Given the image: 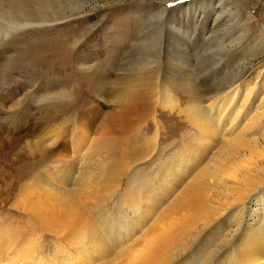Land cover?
Returning <instances> with one entry per match:
<instances>
[{
  "label": "rangeland",
  "instance_id": "obj_1",
  "mask_svg": "<svg viewBox=\"0 0 264 264\" xmlns=\"http://www.w3.org/2000/svg\"><path fill=\"white\" fill-rule=\"evenodd\" d=\"M47 2V5H56V8L60 6V17L37 19L34 22L31 20L29 22L31 25L24 28L12 29L7 35L5 32L0 33V39H7L0 45V73L9 71L14 73L10 75L6 87L3 86V79H0V232L10 235L9 251L14 258L8 262L13 260V264H25L23 256L26 254L34 258L26 264H62V259L64 264H81V259L68 242L51 236L32 224L26 205L34 200L26 196V190L34 183H40L46 189L56 186L59 181L61 182L59 178L61 172L59 173L58 169L63 168L61 165L66 164L64 161L71 158L77 161L76 164L82 165L93 148V143L108 128V118L115 111V106L99 97L101 90H93L90 86L78 87L80 81L78 69L82 66L96 69L100 77L102 75L104 81H107L103 90L108 94L106 96L109 100H113V95H118L123 87H126L128 94L140 90L144 93L151 91L149 88L151 83L147 87L136 83L139 73L143 76L154 74L150 70L154 66L149 62L154 59L153 56L158 50L157 45L150 44L148 51L145 49L129 51L132 41L139 37L144 28L156 30L153 25L156 20L148 23L149 17L147 18V14L144 15L145 12L142 11L147 2L151 3L149 5L159 4L153 8L154 11L166 8L176 19L183 21L182 34L186 32L185 36L188 38L193 57L191 67L187 65L186 58L182 59L186 64H182L185 69L182 70V77L165 76L175 104L171 105L168 100L158 99L153 106L151 105L152 109L145 120L138 123L141 124L137 128L139 131L133 130L136 140H141L139 144H143L147 157L144 154L140 155L141 162L135 164L129 171L132 176L130 181L124 177L109 194V198L106 194L102 195L103 199L96 212L101 224L105 223L112 227V233L106 236L112 247L114 245L112 238L123 234L126 226L131 229L132 222L136 220L135 214L127 205L134 191L137 190L140 196H143L146 190L142 189V186L156 189L158 182L154 177L157 171L164 172L177 161H181L182 156L200 161L206 151L201 165L209 162L215 150H219L223 145V138L229 136L221 135L222 138L209 143V147H206L197 139L199 131L185 120L187 118L185 107L192 102L187 93L189 88L182 80L190 77L191 71H186L188 67L196 72L202 69L201 72L199 70V76L202 77L199 79V85L200 95L203 93L201 102L205 105L211 100L210 95L212 96L218 89L221 78L242 72V78L238 82L242 83V86L230 109L232 116H235L241 107L236 123L240 129L264 96V85L261 87L264 82V0H47ZM191 10L195 13L191 14L192 18L189 19L187 15ZM156 35L148 32L147 37L153 38ZM218 41L221 44L218 45ZM161 51H164L163 46ZM72 52L73 55L70 54L68 62L65 63L67 55ZM160 64L164 66L163 61ZM212 68L215 69L211 72ZM129 72L137 74L134 76L135 80L131 79L126 83L119 79L124 78V73L130 74ZM214 75L216 77L212 79ZM249 82L256 85L255 92L250 98L251 108L242 106L246 83ZM50 130L60 131L56 137L57 142L52 144V140L43 144V147L47 145L48 149L42 153L41 149H36L34 145L42 141ZM160 132L164 136L161 134L157 136L158 146L161 143V147L164 148L161 155L158 146L153 152L150 150L152 148L150 142L143 143L145 139L151 140ZM257 138L258 142L263 143L259 151L262 150L264 153L263 137ZM184 145L187 148H184ZM240 151L239 155L236 154L232 159L233 163H227L226 171L235 177L238 173L236 168L248 165L250 160L260 168L252 169L248 179L255 182V184L250 182L256 187L253 193L259 192L264 188V159H260L261 157L254 153L250 154L247 150H244L245 153L243 151L244 154ZM137 152L135 149L134 153L138 154ZM172 156L176 162L166 165L164 169L159 168L160 163H166ZM188 169H193L192 165H189ZM75 176L77 174L68 188L75 187L77 181ZM179 176L180 174L176 177ZM258 181L261 182V186L257 187ZM48 190L55 192L54 189ZM258 196L259 201L262 200L264 203V191ZM249 204L248 211L251 212L256 208V202ZM237 210L235 207L224 217L221 216L220 225L226 227ZM186 211L188 210L180 208L169 214L165 221L171 225L170 228H174L178 220L189 214ZM259 213L264 217V209L259 210ZM112 219H116L123 226L109 222ZM156 219L155 215L152 216L145 223L143 230L137 229L132 233L125 245L116 249L112 260L102 261L110 262L109 264L135 262L138 254H143L149 247L150 237L144 234ZM247 219L252 223L256 222L249 217ZM213 235L215 234H211L207 239L210 241ZM63 251L65 257L61 259L59 254Z\"/></svg>",
  "mask_w": 264,
  "mask_h": 264
},
{
  "label": "bare ground",
  "instance_id": "obj_2",
  "mask_svg": "<svg viewBox=\"0 0 264 264\" xmlns=\"http://www.w3.org/2000/svg\"><path fill=\"white\" fill-rule=\"evenodd\" d=\"M47 3V0H0V33L5 32L4 34L7 35L12 29L24 28L26 25H31L29 23L31 20L34 22L37 19L60 17V6L56 8V5H47ZM149 4L151 3L147 2L142 11L145 12L144 15L147 14V18L149 17L148 23L156 20L153 24L156 30L144 28L139 37L132 41L129 51L141 49L148 51L150 44L157 45L158 50L153 56L154 59L149 62L154 66L150 69L154 74L150 75L151 71L150 76H143L139 73L136 83L145 87L151 83L149 86L151 91L144 93L140 90L128 94L126 87H123L120 91L122 95L118 92V95H113V100H109L108 94L103 90L107 81H104L102 75L100 77L97 70L90 66H82L78 69L77 74L80 78L78 87L90 86L93 90H101L99 97L104 99L103 101L112 103L115 111L108 118V128L93 143V148L83 164H76L77 161L68 158L64 161L66 164L61 165L63 168L58 169V172H61L60 175L58 174L61 182L55 183L54 187L46 186L50 190L54 189V193L40 183H34L28 187L26 196L34 200L26 205L32 224L51 236L68 242L81 259V264H109L110 262L106 263L102 260H112L116 249L124 246L137 229H144L145 223L154 215L157 219L144 234L150 237L149 247L143 254H138L137 260L132 264H264V217L259 213V210L264 209V203L258 198V194L263 192L264 188L253 193L256 187H253L250 182L254 184L255 182L248 180L249 175L252 174L251 170L257 166L249 160L248 165L236 168L238 173L235 177L226 171L227 163H233L232 159L236 157V154L239 155L240 150H247L250 154L254 153L260 156V159H264V153L262 150L259 151L263 143L261 142L262 145H260L259 138H257V136L263 137L264 140V96L241 129L236 126L241 107L237 113L235 111V116H232L230 111L242 86V83H238L242 78V72L221 78L218 89L212 96L210 95L212 98L208 101V105H205L201 102L203 93L200 95L201 86L199 85L202 79L199 73L202 69L196 72L187 66L186 71H191L189 72L190 77L187 80L182 78V80L183 84L189 88L187 93L192 102L185 107L187 111L185 120L199 131L197 139L199 142L202 141L206 147H209V143L222 138L221 135L229 136L223 138V145L219 150H215L210 161L203 165L201 164L205 159L206 151L200 161L195 158L190 160L186 156H182L181 161H173L176 157L174 155L167 160L168 164L160 163L159 168L164 169L166 165L177 161L164 172L157 171L158 176L154 177L158 182L156 189L142 186V189L146 190L143 196H140L137 190L131 194L127 205L135 214L136 220L132 222L131 229L126 226L123 234L112 238L113 247L106 237L107 234L112 233V227L99 222L96 211L103 199L102 195L106 194L109 198V194L124 177L130 181L129 171L135 164L141 162L140 155L146 154L143 144H139L141 140H136L134 133L141 126L138 123L145 120L152 109L151 105L153 106L158 99L168 100L167 102L171 105L175 104L165 76L182 77V70H185L183 66L186 65L182 60L184 58L190 61H187V65L191 67L193 54L188 38L185 36L186 32L182 34L183 21L176 19L173 13L166 8L154 11L153 8L159 4ZM194 13L195 11L191 10L187 17L191 19V14L194 15ZM148 32L157 35L148 38ZM6 40L5 38L0 39V45ZM219 43L220 41L218 45ZM162 46L164 51H161ZM70 54L73 55V52L67 55L65 63L68 62ZM71 60L69 64L72 63ZM162 61L164 66L160 64ZM141 67L143 66H139ZM214 69L212 68L211 72ZM136 75V73H124V78L119 79L127 83L131 79L135 80ZM215 77L214 75L212 79ZM202 82L206 83L204 80ZM263 85L264 82L261 84L262 88ZM246 87L242 106L250 107L252 106L250 98L255 92L256 85L249 82L246 83ZM117 89L119 91V87ZM59 133L58 130L49 132L34 147L41 149L42 153L47 151L48 146L43 147V144L52 140V144L56 143ZM159 134L161 132L151 140L143 141V143L147 141L151 143L150 150L153 152L157 150ZM161 146L160 143L158 146L160 155L164 151ZM184 148H187L186 145ZM135 149L138 150L139 155L134 153ZM189 165H192L193 169H188ZM199 165L201 166L196 171ZM76 174L75 187L68 188L67 186L73 182ZM179 174L180 176L176 177ZM260 183L258 181L257 187L261 186ZM253 201L256 202V208L250 212L248 211L249 203ZM235 207L238 210L233 219L228 221L226 227L220 225L221 216L224 217ZM180 208L187 209L186 212L189 214L178 220L176 225L174 223V228H170L171 225L165 220L171 212L178 211ZM248 217L256 222L252 223L247 219ZM109 222L123 226L116 219ZM211 234L215 235L209 241L207 238ZM9 242L10 235L0 232V264H13L14 262L13 260V262H8L14 258L9 251ZM63 256L65 257L64 251L59 254L61 259ZM23 258H25V264L27 261L34 260L29 254ZM63 261L62 259V264H64Z\"/></svg>",
  "mask_w": 264,
  "mask_h": 264
},
{
  "label": "clouds",
  "instance_id": "obj_3",
  "mask_svg": "<svg viewBox=\"0 0 264 264\" xmlns=\"http://www.w3.org/2000/svg\"><path fill=\"white\" fill-rule=\"evenodd\" d=\"M6 66H7V63H6ZM12 74H14V73H12L10 71L9 72L0 73V79H3V81H4V85L3 86H5V87L7 86V81L9 79L10 75H12Z\"/></svg>",
  "mask_w": 264,
  "mask_h": 264
}]
</instances>
